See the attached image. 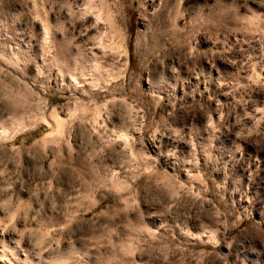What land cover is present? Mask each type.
I'll return each mask as SVG.
<instances>
[{
	"label": "rangeland",
	"instance_id": "rangeland-1",
	"mask_svg": "<svg viewBox=\"0 0 264 264\" xmlns=\"http://www.w3.org/2000/svg\"><path fill=\"white\" fill-rule=\"evenodd\" d=\"M88 1L0 0L5 264H264V0Z\"/></svg>",
	"mask_w": 264,
	"mask_h": 264
},
{
	"label": "bare ground",
	"instance_id": "bare-ground-1",
	"mask_svg": "<svg viewBox=\"0 0 264 264\" xmlns=\"http://www.w3.org/2000/svg\"><path fill=\"white\" fill-rule=\"evenodd\" d=\"M92 0H89L88 2L90 3ZM80 3V2H79ZM79 3H77V4H79ZM94 3V2H93ZM96 4V3H95ZM94 5V4H93ZM79 6V5H78ZM81 6V5H80ZM84 6V5H83ZM87 6H89V5H87ZM91 6V5H90ZM103 6V5H102ZM92 7V6H91ZM94 7V6H93ZM81 8V7H80ZM85 9H86V6L84 7ZM92 9V8H91ZM99 9V8H98ZM103 10V9H102ZM99 11H100V9H99ZM102 12V11H101ZM101 12H100V14H101ZM98 14V13H97ZM110 14V13H109ZM108 14V15H109ZM99 15V14H98ZM97 16V15H96ZM100 16V15H99ZM100 18V17H99ZM99 18H97V20H95V24L96 25H98V19ZM99 22H101V21H99ZM94 24V23H93ZM106 24V23H105ZM48 28V27H47ZM98 30V29H97ZM100 30V29H99ZM107 30V29H106ZM101 31V30H100ZM108 33V32H107ZM118 33V32H117ZM103 34V33H102ZM101 34V35H102ZM105 34V33H104ZM104 34H103V36H104ZM105 35H107V34H105ZM98 36V35H97ZM95 37V41L93 42V44H92V49H98L99 51H101V49H99V39L100 38H102V36H100V38H98V37ZM112 36V35H111ZM242 38V37H241ZM237 39V38H236ZM102 40V39H101ZM115 40V39H114ZM97 41H98V43H97ZM105 41V40H104ZM101 42V41H100ZM102 43V42H101ZM91 44V43H90ZM98 44V45H97ZM113 47V46H112ZM122 47V46H121ZM120 47V48H121ZM90 48H91V46H90ZM98 51V52H99ZM103 51H104V49H103ZM97 51L95 52V53H98ZM100 53V52H99ZM245 62H246V60H245ZM230 65L229 67H231V66H233L231 63H229V62H226L225 63V65ZM234 64V63H233ZM243 66V65H242ZM252 67V66H251ZM246 68H248V67H246ZM244 68H242V70H243ZM238 71H240V70H238ZM248 71H250V69H246V71H245V73L246 72H248ZM256 72V71H255ZM261 72V71H260ZM219 74L221 75V73L219 72ZM253 74V73H252ZM257 75V74H256ZM259 75H261V74H259ZM199 77V76H198ZM259 77V76H258ZM250 78H252V76L250 77ZM254 78H256V77H254ZM199 79V78H198ZM219 79V78H218ZM252 80H255V79H252ZM199 81V80H198ZM256 81V80H255ZM197 82V81H196ZM239 82V81H238ZM218 83V82H217ZM256 83V82H255ZM243 84V83H242ZM242 84H241V86H242ZM235 85V84H234ZM221 87V86H220ZM239 87V86H238ZM227 88V87H226ZM223 90V89H222ZM230 91V90H229ZM223 93H224V91H223ZM249 103V102H248ZM253 107V106H252ZM255 108H256V106H255ZM258 109V108H257ZM55 112V111H54ZM52 113V115H53V117H54V122H55V126H56V128H55V126H54V129L52 130V132L53 131H62L61 130V128H62V125H63V127H64V125H65V121L67 120H64L63 119V117L62 116H60L58 113ZM70 113V112H69ZM261 116H262V114H261ZM97 117V116H96ZM260 118V117H259ZM97 119V118H96ZM98 121V120H97ZM64 129V128H63ZM56 131V132H57ZM120 136V135H119ZM152 145V144H151ZM9 235V234H8ZM3 237V236H2ZM5 239V238H4ZM4 239H2V240H4ZM7 239V238H6ZM13 238H11V240H12ZM21 239V238H20ZM20 239H14V241H10V242H13V246L12 247H10V243L8 244V242L5 240V242L2 244V242H1V244H2V248L0 249V262H3L2 264H5L6 262H11L12 261V257H15V259H18V260H22L23 262L25 261V262H28L29 261V263H30V257H29V255H31V253H29V252H31L30 251V249H28V248H25L24 250H25V253H23V255H25L26 257L25 258H21L20 256H18V254H20L19 252H18V250H16V246H18L19 244L21 245V243H20ZM10 240V239H9ZM7 242V243H6ZM22 242V241H21ZM16 244V245H15ZM42 244V243H41ZM36 245V244H35ZM13 247H15V248H13ZM22 247H23V245H22ZM39 247V246H38ZM35 248V247H34ZM21 250V249H20ZM39 255V254H38ZM35 257V256H34ZM42 257V256H41ZM17 263V262H16Z\"/></svg>",
	"mask_w": 264,
	"mask_h": 264
}]
</instances>
